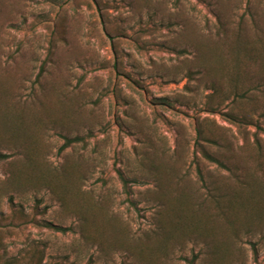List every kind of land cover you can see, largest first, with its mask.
<instances>
[{"label":"rangeland","instance_id":"1","mask_svg":"<svg viewBox=\"0 0 264 264\" xmlns=\"http://www.w3.org/2000/svg\"><path fill=\"white\" fill-rule=\"evenodd\" d=\"M238 41L264 47V0H0V264H264V132L224 116L264 128L262 91L189 77Z\"/></svg>","mask_w":264,"mask_h":264},{"label":"trees","instance_id":"2","mask_svg":"<svg viewBox=\"0 0 264 264\" xmlns=\"http://www.w3.org/2000/svg\"><path fill=\"white\" fill-rule=\"evenodd\" d=\"M212 3V2H211ZM213 4V3H212ZM216 5V3H214ZM218 23H220L218 28V34L216 35L218 38H223L226 35V25L221 22V19L219 16H217ZM254 20V18H253ZM242 41H238V43H233L232 47H229V55L230 58V65L225 68L224 71L213 74V76L210 75L209 71L203 68L198 69L195 73L190 72L189 77L190 79L196 80V75H204L208 79L206 80L207 88L212 90L211 97H215L217 95L224 94V89L229 90V94H232L234 99L232 102L237 103V101H240L243 98H249L251 95L252 90H259L262 91V96H264V75L263 73L261 75L253 76L252 78V85L247 89H242L239 85L240 82L244 80V78L249 79L251 73L247 76L246 73L250 72L246 70L248 67L246 65H240L239 66V58L241 57V51L246 50L248 54H245L248 56V59H251L252 64L250 66L256 67L257 69L264 70L263 67H260L262 62H259L258 59L261 58V50L264 49L262 47L260 50L256 47L257 43H250L252 44L250 47L246 48L247 43H241ZM229 45H232V43H229ZM244 55V56H245ZM253 57V60L252 58ZM255 57V58H254ZM45 63L40 66L39 72L36 75V81H38L40 75L44 72ZM228 93V91H227ZM208 108L211 110H215V105H211V103H208ZM236 107L233 105L230 111H227L224 113V116L226 119L236 124L237 126L241 125H248L253 124L255 127L262 132H264V128L260 127L258 123H252L250 115L248 113H245L243 111H236ZM196 140H195V146H198V149L200 151L201 156L204 160L215 164L217 167L231 171L232 169L229 166V162L231 160V150L228 149V145L221 142L219 139L215 138L214 136L205 133L203 128L201 126L196 127ZM65 139V143L62 147L68 146L70 140L68 137L63 136ZM229 153H231L229 155ZM29 157V156H28ZM8 158V155L5 153L0 152V162L6 160ZM30 158V157H29ZM237 170V169H236ZM196 173L198 175L199 180L205 185V188H207V194H209V186L206 185L203 173L201 169L199 168V164L196 163ZM243 181H246V179H243ZM242 182H237V184H241ZM183 198V197H181ZM191 201V199L189 198ZM165 202H163L160 199L159 207L164 209ZM227 209V210H226ZM219 209V211L223 214H228L229 208ZM228 212V213H227ZM214 223V222H213ZM54 229L58 230H64L61 227H57L54 225H50Z\"/></svg>","mask_w":264,"mask_h":264}]
</instances>
